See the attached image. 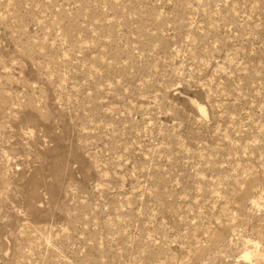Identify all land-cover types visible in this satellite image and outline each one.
<instances>
[{
  "label": "rangeland",
  "instance_id": "rangeland-1",
  "mask_svg": "<svg viewBox=\"0 0 264 264\" xmlns=\"http://www.w3.org/2000/svg\"><path fill=\"white\" fill-rule=\"evenodd\" d=\"M0 264H264V0H0Z\"/></svg>",
  "mask_w": 264,
  "mask_h": 264
}]
</instances>
